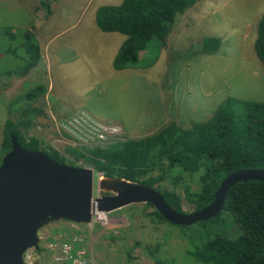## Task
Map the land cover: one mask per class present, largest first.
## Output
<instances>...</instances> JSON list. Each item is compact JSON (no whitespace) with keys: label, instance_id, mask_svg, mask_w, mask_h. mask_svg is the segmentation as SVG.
<instances>
[{"label":"rangeland","instance_id":"obj_1","mask_svg":"<svg viewBox=\"0 0 264 264\" xmlns=\"http://www.w3.org/2000/svg\"><path fill=\"white\" fill-rule=\"evenodd\" d=\"M40 1L48 3L49 13ZM120 1L0 0V141L4 119L15 117L8 112V102L17 107L19 96L36 85L45 88L32 103L42 112L33 118L26 134L41 140L44 151L47 145L60 153L66 146L82 147L61 126L77 111L104 123L119 125L114 121H121L128 129L119 125L125 139L153 133L168 121L186 128L191 122L206 120L225 96L264 99V68L253 50L264 0L196 1L177 17L165 46L152 41L138 52L140 75H131L123 89L110 92L103 82L105 89L98 88L97 72L104 75V68L109 72L110 40L95 26L94 11L99 5ZM25 29L38 44L39 59L24 76L16 77L26 62L24 39L19 36ZM204 37L218 38L217 50H201ZM77 164L89 167L81 161ZM98 176H94L93 196L105 193L96 185ZM170 179L166 176L164 185L180 196L182 212L192 211L183 199L182 187L173 188ZM151 210L138 203L95 212L87 224L48 223L37 232L38 248L27 249L23 260L26 264H70L68 258L59 260L65 243L71 248L68 256L75 257L74 252L81 250L85 264H153L144 246L156 243L152 250L159 260L205 264L187 254L189 240L205 230L208 235H235L232 218L224 210L207 225L186 226L159 221L148 213Z\"/></svg>","mask_w":264,"mask_h":264},{"label":"trees","instance_id":"obj_2","mask_svg":"<svg viewBox=\"0 0 264 264\" xmlns=\"http://www.w3.org/2000/svg\"><path fill=\"white\" fill-rule=\"evenodd\" d=\"M196 1L121 0L117 4L99 5L94 11L97 29L124 36L111 60L112 68L121 70L135 65L138 52L152 41L165 46L177 17ZM40 3L49 13L48 3ZM6 33L9 38L14 37L10 31ZM19 36L24 39L27 56L16 77L24 76L39 59V47L32 32L25 29ZM200 42L205 53L214 52L220 44L216 37H204ZM253 50L264 68V11L256 22ZM44 91L43 85H36L19 96L21 103L17 107L8 102V112L15 113V117H6L2 123L0 161L11 148L9 135L13 134L27 151L41 150L52 160L72 166H80L77 162L81 161L101 176L152 187L178 212H182V200L174 189L164 185L166 176L171 177L169 183L173 188L182 187L183 199L194 211L211 201L221 179L230 172L264 167V99L225 96L206 120L191 122L186 128L168 121L140 138H125L101 147L66 146L60 153L47 145L44 151L41 140L26 134L33 118L42 112L32 103ZM144 205L151 207L148 203ZM223 210L232 218L235 235H208L205 230L194 236L193 241L189 240L187 254L205 264H264V182L248 180L234 184L226 192ZM148 213L164 221L153 208ZM219 213L196 223L207 225ZM155 244L144 246L153 264H173L154 257Z\"/></svg>","mask_w":264,"mask_h":264},{"label":"water","instance_id":"obj_3","mask_svg":"<svg viewBox=\"0 0 264 264\" xmlns=\"http://www.w3.org/2000/svg\"><path fill=\"white\" fill-rule=\"evenodd\" d=\"M9 138L11 148L0 161V264H26L23 253L38 248V230L54 221L87 224L95 211L148 203L164 221L186 226L217 215L237 182H264V167L232 171L207 205L178 212L154 188L123 178L98 177L96 185L105 194L93 196V168L56 162L41 150L20 147L13 134Z\"/></svg>","mask_w":264,"mask_h":264},{"label":"built area","instance_id":"obj_4","mask_svg":"<svg viewBox=\"0 0 264 264\" xmlns=\"http://www.w3.org/2000/svg\"><path fill=\"white\" fill-rule=\"evenodd\" d=\"M61 126L72 138L77 140L82 147H101L123 140V132L119 125L97 121L83 111L72 113L61 123ZM70 250V246L64 243L62 245L63 256H61L59 260L64 261L68 258L70 264H85V261L81 257V250H76L74 252L75 257L71 255L68 256L67 253H69Z\"/></svg>","mask_w":264,"mask_h":264},{"label":"crops","instance_id":"obj_5","mask_svg":"<svg viewBox=\"0 0 264 264\" xmlns=\"http://www.w3.org/2000/svg\"><path fill=\"white\" fill-rule=\"evenodd\" d=\"M109 41V46H108V57H107V63L106 66L109 68V72L104 68L105 74L101 75L99 72H97V75L99 76V82L100 83H96V86L99 87L100 89H105V87L103 85H101V82H103V84L107 85V88L110 90V92L112 90H119V89H123L125 88V86L127 85V82L129 80V77L131 75H135L137 73H139V75L142 73L140 66H138V64L136 63V66H130V67H126L124 69L121 70H114L111 66V60L114 56V54L116 53V50L118 49L120 43L123 41L124 36L122 34L119 33H114V32H110L106 34ZM111 94V93H110ZM114 95V94H113ZM111 94V96H113ZM91 114L96 116V113H94L93 111H91ZM95 118V117H94ZM97 119V118H96ZM100 120V119H98ZM108 121V120H106ZM112 122V121H110ZM115 123H118L123 129L128 130L121 121L119 120H115ZM143 124H140L139 127L142 128Z\"/></svg>","mask_w":264,"mask_h":264},{"label":"flooded vegetation","instance_id":"obj_6","mask_svg":"<svg viewBox=\"0 0 264 264\" xmlns=\"http://www.w3.org/2000/svg\"><path fill=\"white\" fill-rule=\"evenodd\" d=\"M105 194V193H104Z\"/></svg>","mask_w":264,"mask_h":264}]
</instances>
